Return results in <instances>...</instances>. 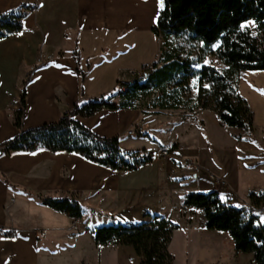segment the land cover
Wrapping results in <instances>:
<instances>
[{
    "label": "crops",
    "instance_id": "obj_1",
    "mask_svg": "<svg viewBox=\"0 0 264 264\" xmlns=\"http://www.w3.org/2000/svg\"><path fill=\"white\" fill-rule=\"evenodd\" d=\"M22 4L37 5L38 8L24 21L22 35L0 40L1 144L20 133L15 124L19 106H13L12 100L19 96L20 85L25 80L22 127L28 130L58 123L77 104L83 105L104 95L108 97L124 76V70L151 65L159 57L160 36L155 34L154 28L163 6L161 10L158 8V0H0V14L16 10ZM44 5L49 13L42 12ZM40 53H53L55 56L39 65L37 57ZM78 67L83 76L78 74ZM29 70L31 75L27 79ZM108 76L112 77L111 85H108ZM249 81L246 85L264 97V86H259L260 82ZM199 112L206 121L207 134L211 139L207 140L208 143L203 141L201 145L204 148L195 152L196 161L203 170H209L228 182L226 196L230 200V193L236 194L240 201L236 207L249 203L252 193H264V187L251 189L245 186L241 194L233 181L235 166H229L231 160L236 162L240 159L247 173L262 172L264 149L258 143L259 139L238 141L233 134L217 130L221 124L215 112ZM138 116L136 109H104L92 117H76V120L101 137H119L122 146L123 133L132 128ZM227 137L230 138L229 143L226 142ZM256 159H259L257 166H253L251 163ZM171 160V170L175 173L184 171L181 160L176 156ZM152 163L136 172H114L79 155L54 154L46 149L6 151L0 157V264H88L92 256L97 264H109L108 256L98 248L108 250L115 244H96L94 232L98 227H90L92 219L84 218L85 213L81 219H71L79 223L78 231L70 233L71 237L67 238L61 236V231L71 229L70 223L63 218L65 215L38 205L35 213L59 220L51 245L40 247V237L34 229V212L26 210V196L30 195L24 190V176L34 177L31 181L36 184L38 181L42 188L47 189L94 187L102 191L117 189L121 185L120 174L131 173L138 175L133 189L117 190L115 195L123 213L129 218L118 219L119 222L110 225H136L161 216L178 226L175 231L188 232L189 250L186 255L192 264H241L242 256L249 258L251 263L253 254L238 252L228 232L206 228L202 209L183 206L184 197L190 192H217L223 200L225 193L212 184L209 175L196 173L170 180L164 178V172L157 167L158 171L154 169L152 173L148 169ZM63 170L69 173L67 178L62 176ZM245 171L242 180L247 174ZM44 222L45 219L40 220L41 224ZM4 231H15L17 236L4 239ZM121 250L128 253L130 264H140L132 247L113 250L115 264H127Z\"/></svg>",
    "mask_w": 264,
    "mask_h": 264
},
{
    "label": "trees",
    "instance_id": "obj_2",
    "mask_svg": "<svg viewBox=\"0 0 264 264\" xmlns=\"http://www.w3.org/2000/svg\"><path fill=\"white\" fill-rule=\"evenodd\" d=\"M37 5L22 4L16 10L0 14V40L24 33V21ZM253 21L256 35L244 26ZM154 32L162 38L158 59L142 70L131 82L119 81L106 97L75 105L55 124L23 130L25 100L16 112L20 133L2 146L8 153L46 149L54 154L79 155L114 172H136L154 161L146 150L123 149L119 137L104 138L82 125L76 117H92L108 110H141L145 114L188 109L210 110L224 127L242 130L238 141H250L255 132L254 112L239 92V81L247 71H264V0H163ZM196 48L197 55L185 53L181 44ZM217 46L216 56L223 67L204 63L205 56ZM197 57V58H196ZM79 63V61H78ZM79 75H84L78 67ZM39 205L70 219L85 213L80 201L69 195L37 196ZM250 201L264 207V193H252ZM184 207L202 209L206 228L228 232L238 252L253 254L257 264H264V225L257 216L241 213L236 206L222 200L217 192H190ZM259 223L260 227L255 225ZM178 226L161 217L136 225H106L94 232L97 245L115 244L132 247L141 264H173L169 245ZM15 231H4L11 239Z\"/></svg>",
    "mask_w": 264,
    "mask_h": 264
},
{
    "label": "rangeland",
    "instance_id": "obj_3",
    "mask_svg": "<svg viewBox=\"0 0 264 264\" xmlns=\"http://www.w3.org/2000/svg\"><path fill=\"white\" fill-rule=\"evenodd\" d=\"M60 3H62L60 1ZM61 5V4H60ZM158 8L161 10L163 6V0H158ZM63 6V5H62ZM42 12L49 13V9L47 6L44 5V10ZM46 16V14H45ZM244 26L250 28L252 31L255 32L256 35H259V28L256 25L255 22L250 21L244 24ZM123 32V31H122ZM120 32V33H122ZM161 37L158 38V48L160 47V44H162ZM175 43L181 44L183 47V50L185 53H190L193 56L197 55V50L202 45L200 43H196V48H192L191 46L185 45L184 41L174 39ZM216 49L217 46L213 47L212 50L205 56L204 63L208 65H213L218 68H222L223 64L216 56ZM159 53V50H158ZM55 54L53 53H40L37 57V64H42L45 61L53 59ZM197 58V57H196ZM147 64V63H145ZM143 67L139 66L133 69H127L124 70L125 74L120 78L123 82H131L138 76H145L147 74L145 70H142ZM31 71L29 70L27 73V79L30 77ZM109 83L108 85H111L112 77L108 76ZM251 80L252 82L259 83V86H264V71L258 72V71H250L246 72L243 79L240 82V93L241 95L249 102L250 106L252 107L253 112L255 113V131L254 135L251 139L258 140V143L261 144V148L264 149V97L263 95L257 94L255 91H252L251 86L246 85V81L248 82ZM26 80L24 83L20 85V89L25 87ZM119 82V81H118ZM250 82V81H249ZM256 86V84H253ZM251 88V89H250ZM19 89V90H20ZM25 100V97L23 99V102ZM91 100V99H90ZM89 101V100H88ZM23 102L18 105L13 106H19L18 110L22 109ZM73 109V108H72ZM137 110V109H136ZM72 111V110H71ZM70 111V112H71ZM201 109L195 110V112H191L188 109L182 108L179 110H168V111H162L158 114L152 115V114H145L141 110H137L139 116L134 121L132 128H130L126 133L124 132L122 137L123 147L128 149H134V150H146L147 153H152L154 155V161L148 169L152 173H154V169L157 167L159 168V171L164 172V178L175 180L177 178H181L185 175H193V174H203V175H209V178L212 182V184L216 187H219L221 192L225 193L223 194V200L230 204V205H237L240 203V201L237 199L236 194L230 193L232 198L229 200L226 196V191L228 187V182L218 176L214 175L211 171L203 170L200 163L196 161V149L202 150L204 147H202V142L210 138V136L207 134L206 130V121L203 119L200 115ZM217 117V116H216ZM219 121V120H218ZM221 124V123H220ZM139 126H143L142 130L139 132L130 135L128 132L131 130L138 129ZM217 130L221 133L224 132L226 134H233L234 137L237 134H241L243 136H247L246 133L242 130L232 128V127H224L220 125V127H217ZM229 137V136H228ZM226 138V142L229 143L230 138ZM211 141V139H209ZM208 140V142H209ZM232 141V140H231ZM207 142V143H208ZM164 149H171L175 151V154L171 157L165 158L161 155L162 150ZM176 156L178 160L184 161V160H191L195 165L190 168L183 167L184 171L175 173L176 171L170 169V165H172V158ZM264 156V155H262ZM264 159V157H263ZM239 161V162H238ZM259 159L253 160L252 165L257 166V162ZM262 161V160H260ZM237 163V164H236ZM241 163V165H240ZM182 164V163H181ZM241 162V160H231L230 165H234V173L235 177H233V181L236 182V184L239 186L240 193L242 194L243 188L245 190V186H249L251 189H255L257 187H264V170L261 171H250L246 172L244 169H246ZM156 168V169H157ZM155 169V170H156ZM158 171V170H156ZM247 173L245 175L244 180H242V174ZM69 173L66 170H63L62 176L64 178H67ZM121 176V185L116 189L115 188H107L106 190H98L99 188H78V189H47L42 188L41 185L36 182L31 181L34 177L31 176H24V190L25 192H28L30 196H26L28 199L26 201V210L33 211L39 207V203L36 196L39 195H54L56 193L60 194L61 196L69 195L73 196L75 198H78L80 200V203L84 207L85 210V216L84 218L92 219L91 222V228L94 227H101L105 224L110 225L113 224V222H119L122 219H126L127 214H124L121 209V204L118 202V196H115L117 194V190L119 191H127L133 189V185H135V182L138 181V175L134 174H120ZM160 178V177H158ZM225 182L227 186H222L220 184H217L215 182ZM123 182V183H122ZM144 190V188L142 189ZM203 191V190H201ZM95 193H97L95 195ZM261 193V192H260ZM94 195V198L92 197ZM91 196V197H90ZM90 197V198H89ZM88 198V199H87ZM104 198V199H102ZM87 199V200H86ZM18 200V199H17ZM251 202V201H250ZM146 205V203L143 202V205ZM148 207V206H147ZM264 209V207H263ZM43 210H49V209H43ZM94 213V214H93ZM35 220L34 229L37 233V236L40 237L39 244L41 246H50L52 243V240L54 239V235L56 233V230L54 229L56 224L59 221L55 217H48L47 215L42 216L41 214L33 213ZM63 216V215H62ZM95 216V217H94ZM59 218V217H57ZM64 220L71 225L70 230H64L61 231V236H65L67 238L71 237L69 234L72 232L78 231V222L71 221V219L66 218L63 216ZM134 218V216H132ZM261 222L264 223V213L260 215ZM41 219H45L44 223H40ZM119 219V220H118ZM107 221V222H106ZM51 222V223H50ZM80 230V229H79ZM189 236L188 232L178 230L175 231L172 235V239L169 245V253L174 258L173 264H192L190 261H188L187 253L189 250ZM93 242V241H92ZM95 246V245H94ZM121 247H127V246H119V245H113L108 248V250L100 249L99 251L103 250L106 256H108L107 260L109 264H115L114 263V255L112 254L113 250H120ZM96 251V249L94 250ZM121 252H124L126 262L127 264H130L132 262L129 259V255L126 251L121 250ZM88 253V252H86ZM241 264H251L250 259L242 256L240 258ZM88 264H97L96 258L92 256V259L89 260ZM99 264V262H98ZM141 264V261H140Z\"/></svg>",
    "mask_w": 264,
    "mask_h": 264
},
{
    "label": "built area",
    "instance_id": "obj_4",
    "mask_svg": "<svg viewBox=\"0 0 264 264\" xmlns=\"http://www.w3.org/2000/svg\"><path fill=\"white\" fill-rule=\"evenodd\" d=\"M23 32H19L17 36H20L22 35ZM26 95V88L23 87L19 90V96L16 97L15 99L12 100V104L13 105H18V104H21L23 102V99ZM142 127L143 126H139L138 129H135V130H131L129 131L128 133L130 135H133L137 132H139L140 130H142ZM6 150L5 148L2 146V144L0 143V157H2L4 154H5ZM175 154V151L171 150V149H164L162 150L161 152V155L165 158H168V157H171L172 155ZM182 166L183 167H186V168H190V167H193L195 164L187 159V160H184L181 162ZM217 184H220L222 186H227V184L223 181V182H219V180H217V182H215ZM238 210L241 212V213H246V214H249V215H253V216H257L260 218V215H262L264 213V209L263 208H257L252 202H249L247 204H240L237 206ZM260 223H261V218H260ZM262 224V223H261ZM256 228H259L260 227V224L257 223L255 225ZM251 264H257L256 261L253 259L251 261Z\"/></svg>",
    "mask_w": 264,
    "mask_h": 264
}]
</instances>
